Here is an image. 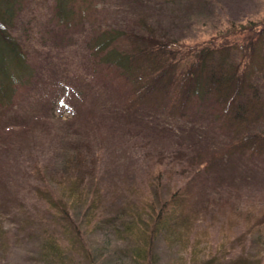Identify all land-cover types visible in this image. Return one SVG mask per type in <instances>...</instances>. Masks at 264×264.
<instances>
[{"label":"trees","instance_id":"obj_1","mask_svg":"<svg viewBox=\"0 0 264 264\" xmlns=\"http://www.w3.org/2000/svg\"><path fill=\"white\" fill-rule=\"evenodd\" d=\"M100 1L101 7L93 9L95 21L86 30L83 26L85 20L78 19L77 15L78 9L88 7V0H53L50 23L40 34L43 45L31 48V61L36 63V68L28 63L24 48L29 29L24 24L22 28L16 24L28 2L0 0V137L25 126L12 123L11 116L19 110L23 94H30L31 89L32 94H36L40 89L35 86L37 80L43 83L44 72L52 70L49 88L46 93L39 91L36 118L31 119L43 123H49L53 118L60 120L63 111L56 115V108L64 104L69 116L62 122H79L84 128L78 127L67 133L59 131L60 136L56 137L61 146H51L54 160L35 165L37 171L47 169V176L49 171L54 173L48 178L62 188L59 197L44 190L39 192V198L47 202V208L52 206L55 209L54 212L46 209L53 221L59 217L66 219L63 231L72 237V241L79 243H82L80 225L71 215L77 219L82 216L86 225V217H95L99 205L97 194H92L86 203L88 193L83 189L86 179L94 185L99 183L98 177L91 172L94 160L89 155V144L93 138L87 137L88 134L121 136L132 143H140L146 147L145 154L156 151L160 163V159L167 155L165 150L155 147L154 137L171 138L175 145L168 154L179 165V172L186 176L185 183L179 187L162 186L163 177L154 174L149 187L152 195L143 206L128 201L125 207L118 208L115 200H108V216L95 224V228L109 227L117 236L136 243L135 262L141 264L147 261L151 251L145 249L152 246L155 236L181 230L188 232L192 219L186 209L194 191L197 192L195 179L198 172L207 175L220 168L224 160L228 163L230 159L244 160L264 154V19L248 22L244 27L246 30L236 29V21L229 20V31L216 37H211L215 36L212 32L208 40L201 43L203 38L193 32V21L199 14L213 10L212 0H153L152 4V0H113L117 7H112L111 11L106 7L107 0H98L97 3ZM183 1L185 3L179 10H169L171 21L168 26L152 24L148 22V14L138 15L132 10L136 4L152 10L168 9L167 6L179 5ZM74 4L81 5L76 10ZM116 20L117 27L110 25ZM128 20L132 23L126 24ZM21 29H26L22 31L24 38L18 40L16 30ZM77 50L89 60L86 64L88 76L79 79L81 85H76L64 69L55 72L51 61L69 66L71 60L65 58H74ZM40 58L44 60L43 64L39 62ZM96 71H104L120 83L117 94L107 95L111 104L101 103L95 108L93 115L97 123L85 109V105L91 102L86 95L94 86L92 80ZM25 85L32 87L25 89ZM14 107L15 111H11ZM173 112L184 118H200L199 128L216 130L214 135L223 140H209L208 132L191 138L187 134L179 135L171 124L161 120V114L173 116ZM92 124H101L100 131H90L88 127L92 128ZM148 146L151 147L148 149ZM186 173L190 176L187 177ZM130 180L128 171L124 178L117 172L119 187L123 182L128 185ZM2 192L0 188V194ZM208 201L217 204L211 199ZM0 205H3L2 200ZM21 209L26 212L23 204ZM206 210L211 213L214 208L203 212ZM198 212L201 211H195L197 215ZM247 218L251 222L245 232L253 234L258 227L256 222L264 219V212L254 215L249 211ZM1 220L0 217V245L6 243L3 239L6 229ZM44 229L41 235L38 234L37 264H70L64 260L65 251L56 240L54 231ZM247 234L242 235L243 239ZM262 243L255 244L261 245V251L257 248L254 252L257 255L253 258L240 255L226 264H264Z\"/></svg>","mask_w":264,"mask_h":264},{"label":"rangeland","instance_id":"obj_2","mask_svg":"<svg viewBox=\"0 0 264 264\" xmlns=\"http://www.w3.org/2000/svg\"><path fill=\"white\" fill-rule=\"evenodd\" d=\"M26 1L28 4L23 6L16 24L21 28L24 24L26 29H29V39L24 47L27 51L26 59L28 63L38 68L36 63L31 61V54H33L31 48L34 46L40 48L43 45L44 41L40 34L47 23H50L49 12L53 8V0ZM97 1L88 0L87 8L78 9L77 18L85 20L83 26L86 30L95 21L93 9L102 5V1L99 3ZM212 2L215 5L213 10L199 14L193 21V32L198 34V37L201 36L200 39L203 38L201 43L207 41V37H210L212 32L215 36L211 37H216L219 33L229 31L231 24L229 20L236 21V29L246 30L244 27L248 22L264 19V0H212ZM184 3L183 1L179 5H169L168 9L161 10L140 8L136 4L137 6L132 10L138 15L148 14V22L152 24L168 26L171 21L169 10H179ZM105 4L110 11L113 10L112 7H117V3L113 0H107ZM80 5L74 4L73 7L77 10ZM108 12L104 14V17ZM111 22L110 25L117 27V20ZM131 23L132 20L126 22V24ZM25 30H16L18 40L24 38L22 31ZM74 53V58H65L71 60L69 66L61 62L58 65L53 59L51 61L55 72L64 69L76 85H81L79 79L88 76L86 64L89 60L84 57L81 50ZM52 55L55 57L54 54ZM46 59L47 57L44 58ZM44 60L40 58L39 62L43 64ZM44 73L43 83L38 79L35 84L40 89L36 91V94H32L33 89L30 94L24 93L19 110L11 116L12 123L16 125L22 123L25 126L21 125L20 128L8 131L0 137V159L2 160L0 162L2 166L0 167V188L3 191L0 194V201L3 202V205H0V217L6 229L3 237L6 243L0 245L2 256H0V264H37L38 234L41 235L45 227L54 231L56 240L61 243L65 251L64 260L69 261L70 264H137L134 249L136 243L131 242L129 238L117 236L109 227L103 230L95 228V224L108 216V200H115L118 208L125 207L128 201L143 206L152 195L149 187L154 174H160L163 177L160 181L162 186L165 184L174 187L183 185L186 176L179 172V165L174 163L168 154L175 144L169 137L166 139L154 137L155 147L165 150L167 155L160 159L162 161L160 163L156 151L152 150L145 154L146 147L140 143H132L121 136L89 133L87 137L93 138L89 144L91 152L89 155L94 160V164L90 162L89 164L93 167L92 174L98 177L99 186L86 179L83 189L88 193L86 203H89L92 194H97L99 205L96 208L95 217L93 215L90 218L86 217L88 222L86 225L83 224L82 216H78L77 219L74 214L71 215L80 225L82 243L72 241V237L63 231L66 219L59 217L53 221V217L46 209H50L51 212L55 209L52 206L47 208V202L39 198V192L44 190H49L53 196L59 197L62 191L61 185L48 178L54 173L49 171L47 176L45 173L47 169L37 171L35 165L50 163L52 158L54 160L55 153L51 150V146H61L56 137V135L60 136L59 131L67 133L78 127H84L75 121L71 124L62 122L69 116V111L65 110L64 104L56 108L58 109L56 115L63 111L60 120L53 118L49 123H43L42 120L36 122L31 119V117L36 118L34 114L40 101V98L38 100L39 91L46 93L49 88L48 84L51 83L49 74L52 75L53 71ZM111 76L105 74L104 71H96L93 74L94 86L86 95L91 102L85 105L87 114L93 116V122L97 123L96 116L93 115L95 108L101 103L111 104L107 95L109 97V94H117L120 87L119 80ZM23 87L28 89L32 85ZM11 111H15V107ZM171 115L173 116L161 114V120L171 124L179 135L187 134L191 138L208 132L209 140L218 142L223 140L220 136L214 135L216 130H210L209 127L199 128L202 122L200 118H184L177 112ZM100 125L92 124V128L88 127V129L97 132L100 131ZM150 147L148 146V149ZM258 155L252 157L248 155V159L244 160L230 159L228 163L224 160L220 168L207 175L202 171L198 172L195 179L197 192L194 191V196L186 209L187 215L192 219L188 232L181 230L155 236L152 246L145 249L151 253L147 261L141 264H202L203 262L226 264L230 259H235L240 255L249 258L257 255L254 252L257 248V251H261V245L256 246L255 244L258 242L264 244V219L256 222L258 227L252 231L253 234H247L245 230L251 222L247 218L249 211H253L254 215L264 212V154ZM85 156L89 160L88 154ZM224 157L227 159L226 156ZM127 171L130 173L131 180L128 185L126 182H121L123 186L119 187L117 172L121 173V177L124 178ZM188 176L190 174H187ZM209 199L217 204L209 203ZM22 204L26 212L22 211ZM211 207L214 208L213 212L209 213L207 210L203 212L204 209ZM80 208L83 212V207ZM102 211H105V214H102ZM195 211L201 212L197 215ZM243 234H247L244 239Z\"/></svg>","mask_w":264,"mask_h":264}]
</instances>
